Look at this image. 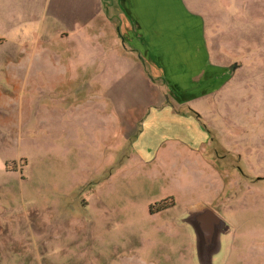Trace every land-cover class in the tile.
<instances>
[{
	"label": "rangeland",
	"instance_id": "obj_1",
	"mask_svg": "<svg viewBox=\"0 0 264 264\" xmlns=\"http://www.w3.org/2000/svg\"><path fill=\"white\" fill-rule=\"evenodd\" d=\"M46 1L0 0V28H26L0 47V264H201L198 205L230 227L214 264H264V0H233L232 70L177 108L198 122L153 133L162 85L117 96L96 65L53 63Z\"/></svg>",
	"mask_w": 264,
	"mask_h": 264
},
{
	"label": "crops",
	"instance_id": "obj_2",
	"mask_svg": "<svg viewBox=\"0 0 264 264\" xmlns=\"http://www.w3.org/2000/svg\"><path fill=\"white\" fill-rule=\"evenodd\" d=\"M237 1L242 5V0ZM46 2L49 25L45 36L55 47L53 63L64 64L66 72L72 71V64L96 65L97 78L113 75L117 96L127 97L140 91L146 94L162 85L158 94L166 98H160L159 114L155 122L143 123L151 133L159 127L153 123H181L184 127L197 123L191 111L183 116L177 108L214 88L217 78L232 70L227 59L218 56L215 46L225 49L220 39L227 36V17L234 7L233 0ZM8 30L13 47H25L22 37L26 40V28L19 25L0 28V47L9 40L5 36ZM42 30L39 27L41 33L33 39L40 40ZM36 47H32V52ZM24 61L22 52L18 60L10 63L18 66ZM83 71H87L85 66L77 73ZM11 73L6 74L7 78H12ZM152 140L157 142L156 137ZM151 144L141 140L135 145L147 151Z\"/></svg>",
	"mask_w": 264,
	"mask_h": 264
},
{
	"label": "water",
	"instance_id": "obj_3",
	"mask_svg": "<svg viewBox=\"0 0 264 264\" xmlns=\"http://www.w3.org/2000/svg\"><path fill=\"white\" fill-rule=\"evenodd\" d=\"M185 221L194 231L200 263L214 264V256L222 247V235L230 228L227 222L208 205L191 208Z\"/></svg>",
	"mask_w": 264,
	"mask_h": 264
}]
</instances>
